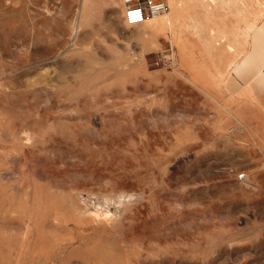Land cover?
<instances>
[{"label":"rangeland","instance_id":"rangeland-1","mask_svg":"<svg viewBox=\"0 0 264 264\" xmlns=\"http://www.w3.org/2000/svg\"><path fill=\"white\" fill-rule=\"evenodd\" d=\"M111 1L0 0V264H264L245 95Z\"/></svg>","mask_w":264,"mask_h":264},{"label":"crops","instance_id":"crops-1","mask_svg":"<svg viewBox=\"0 0 264 264\" xmlns=\"http://www.w3.org/2000/svg\"><path fill=\"white\" fill-rule=\"evenodd\" d=\"M246 1L249 0L182 3L179 29L192 44H187L184 65L178 56L179 73L181 77H204L220 90L237 88L245 95L234 112L246 131L244 137L250 139L246 143L259 149L257 155L264 160V10L255 23L241 21L237 26L245 14L242 11L250 12ZM235 51L239 54L227 69ZM211 99L217 102L215 95Z\"/></svg>","mask_w":264,"mask_h":264},{"label":"bare ground","instance_id":"bare-ground-1","mask_svg":"<svg viewBox=\"0 0 264 264\" xmlns=\"http://www.w3.org/2000/svg\"><path fill=\"white\" fill-rule=\"evenodd\" d=\"M182 1L183 0H168L167 1V10L169 7L168 12L165 11L161 15L155 16L151 19L144 21L143 23L139 25L132 26V27L140 28L141 32H146L153 28L161 29V28L171 27L175 24L179 25L180 15L183 10ZM111 2H112L111 5L113 7H116L117 5H119L121 7V10L123 9L121 0H112ZM245 3L250 8V12L247 13L245 11H242V13L244 12L245 14L242 16V18H240L239 21H237V26L239 25L241 21H244V23H247V21L249 23H255L257 16H259L261 14V11L264 10V3H262L261 0H249V1H246ZM185 40L186 42H188V39L186 37H185Z\"/></svg>","mask_w":264,"mask_h":264},{"label":"built area","instance_id":"built-area-1","mask_svg":"<svg viewBox=\"0 0 264 264\" xmlns=\"http://www.w3.org/2000/svg\"><path fill=\"white\" fill-rule=\"evenodd\" d=\"M123 5V23L128 26H136L155 16L163 14L167 10L168 0H121ZM243 174L238 175L242 179Z\"/></svg>","mask_w":264,"mask_h":264}]
</instances>
